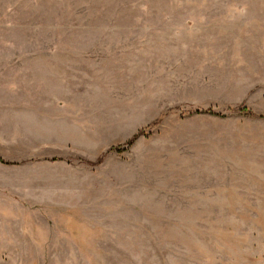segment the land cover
Listing matches in <instances>:
<instances>
[{"label":"rangeland","instance_id":"rangeland-1","mask_svg":"<svg viewBox=\"0 0 264 264\" xmlns=\"http://www.w3.org/2000/svg\"><path fill=\"white\" fill-rule=\"evenodd\" d=\"M255 149L264 0H0V214L37 223L0 225V264H264V157L226 168ZM200 177L238 250L204 203L184 217Z\"/></svg>","mask_w":264,"mask_h":264},{"label":"crops","instance_id":"crops-1","mask_svg":"<svg viewBox=\"0 0 264 264\" xmlns=\"http://www.w3.org/2000/svg\"><path fill=\"white\" fill-rule=\"evenodd\" d=\"M243 151V149H241ZM236 151H238V149H236ZM235 151V152H236ZM251 153H249L250 157H246V163L243 162V167L241 166H230L226 164V168L227 169H241V168H247L249 169L248 171H250L251 175L254 174V171L259 167L258 164L261 163V161H263V157H264V151H260V150H254V151H249ZM238 153V152H236ZM242 153V152H240ZM248 153V151L246 152ZM260 154V155H258ZM263 155V156H261ZM243 156H241L240 154L238 156H236L235 158H242ZM246 164V165H245ZM217 168V167H216ZM231 193L228 190H225L224 184L219 183L217 181L216 185L213 184V181H209V180H203L201 177L199 179H189L188 181H186L185 185H184V194H183V201H184V217L186 218L188 215V206L192 201H200L202 203H204V206L207 205L208 209H204V212L202 213L203 217L206 218V223L207 221H209L210 223H219L221 222L220 227L224 230L227 231L228 233V238L225 239L224 241H226L229 244V248L227 249H239V243H240V235L239 232H237L238 229V221L234 220V214L233 211L231 209H228V211H226L224 209L223 203L224 202H228L231 200ZM56 202L58 203H62V206H66V207H71L72 204H75V196H60L57 195L56 196ZM75 206V205H74ZM220 207V209H216V207ZM54 207V206H53ZM57 208V207H56ZM75 208V207H73ZM43 214H46V216L48 215V213L46 211H42ZM179 214L178 217L182 214V212L177 213ZM52 216L55 215V213L51 214ZM59 216L62 217L63 213L60 211ZM234 217V218H233ZM0 218H2V220H0V225H3V228H13L16 226H23L25 228L26 225H31L33 226V228H35V226L37 225V223L32 220L33 219V215L32 213H28L27 211H24L23 213H21V216H17V213L15 212H9L6 215L5 214H0ZM4 219V220H3ZM28 219H31L30 221H28ZM219 228V227H218ZM178 229V228H177ZM173 232H174V236L173 239L175 237L176 232H179L178 230H176L175 227H173ZM207 232L209 234L213 233V229L208 230ZM219 232H220V228H219ZM4 236L3 238H0V243H5L6 241H15L14 238L16 237L15 235H10V234H6V235H2ZM41 238V237H39ZM230 238L232 240V243H230ZM32 240L34 242H38L39 239H36L35 237L32 238ZM251 240V239H250ZM235 243V245H234ZM174 245V244H173ZM252 245V244H251ZM175 247V246H174ZM255 248V246H252ZM257 248H264V246H258ZM174 252L176 253L177 251L175 249H173ZM173 252V257L175 256V253ZM232 260V258H230V261ZM173 264V263H172Z\"/></svg>","mask_w":264,"mask_h":264},{"label":"trees","instance_id":"trees-1","mask_svg":"<svg viewBox=\"0 0 264 264\" xmlns=\"http://www.w3.org/2000/svg\"><path fill=\"white\" fill-rule=\"evenodd\" d=\"M141 133L140 132H138L137 134H135L134 135V137L133 138H135L136 136H138V135H140ZM132 141V140H131ZM131 141H129L128 143H130Z\"/></svg>","mask_w":264,"mask_h":264}]
</instances>
